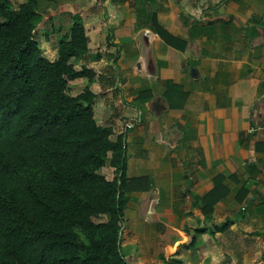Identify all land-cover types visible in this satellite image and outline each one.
Wrapping results in <instances>:
<instances>
[{"label": "crops", "instance_id": "crops-1", "mask_svg": "<svg viewBox=\"0 0 264 264\" xmlns=\"http://www.w3.org/2000/svg\"><path fill=\"white\" fill-rule=\"evenodd\" d=\"M85 1L74 5L89 50L75 60L96 78L75 81L98 95V123L112 126L113 138L124 135L128 262L161 264L164 251L194 264L209 255L210 237L222 238L218 252L256 257L264 241V0ZM105 167L113 179L115 167ZM219 173L230 193L209 220L196 196ZM227 218L229 230L198 236L197 254L180 246L191 239L185 230Z\"/></svg>", "mask_w": 264, "mask_h": 264}, {"label": "trees", "instance_id": "trees-1", "mask_svg": "<svg viewBox=\"0 0 264 264\" xmlns=\"http://www.w3.org/2000/svg\"><path fill=\"white\" fill-rule=\"evenodd\" d=\"M13 1L0 0V264H130L121 249L125 186L132 180L124 135L113 138L112 126L98 123V95L89 85L70 91V81L96 78L92 67L74 64L89 50L82 16L72 11L70 30L50 59L36 36L43 20L37 0L18 7ZM152 21L169 41L155 14ZM107 164L115 167L113 179L101 172ZM225 179L216 174L214 187L196 196L209 220L230 193ZM247 194L242 187L237 200ZM233 223L187 229L191 239L180 246L197 249L199 235L225 232ZM175 254L162 258L183 264Z\"/></svg>", "mask_w": 264, "mask_h": 264}, {"label": "rangeland", "instance_id": "rangeland-1", "mask_svg": "<svg viewBox=\"0 0 264 264\" xmlns=\"http://www.w3.org/2000/svg\"><path fill=\"white\" fill-rule=\"evenodd\" d=\"M25 0H14L15 6L18 7L20 3H22ZM79 0H37L38 2V9L43 14V20L39 23L36 36L40 42V46L42 47L45 56H47L50 59H53L55 56V51L57 54V47H58V41L60 37L65 35L69 32L70 26L72 23L71 20V13L72 11L77 10L78 8L74 6V3ZM91 0H87L84 2V5L87 6L90 4ZM103 1V0H102ZM83 5V6H84ZM79 10V9H78ZM58 56V55H57ZM77 61L74 60V64L76 66ZM82 82H79V80L70 81V91L72 94H77L80 92V88H78L79 85H81ZM78 84V85H77ZM109 166V164H108ZM108 168L105 167L103 170L104 175H108ZM111 169V168H110ZM112 171V170H110ZM116 176V173H115ZM114 176V177H115ZM126 217L128 218L129 215L127 213ZM108 217L106 215L102 216L99 220H106ZM126 222L123 225L122 230L126 227ZM121 237L125 239V230L121 234ZM220 240L222 238L217 239L210 237L209 240L205 241L204 244L206 248L208 247L209 255H203L204 257L196 258L195 256L190 259L194 264H264V241H256L257 248L259 249V254L256 257L251 258H240L239 256H236L235 253L230 250H225V253L218 252L217 245L220 243ZM215 248L213 252V248ZM122 252L124 255H127L130 253V245L129 246H123L121 247ZM199 249V247L197 248ZM201 251V248H200ZM194 254H197L198 252H193ZM192 253V254H193ZM163 255H165V252H162ZM171 255L172 252H169ZM191 254V255H192ZM208 257V258H207ZM157 261L161 264H165L164 260L159 257H157Z\"/></svg>", "mask_w": 264, "mask_h": 264}, {"label": "water", "instance_id": "water-1", "mask_svg": "<svg viewBox=\"0 0 264 264\" xmlns=\"http://www.w3.org/2000/svg\"><path fill=\"white\" fill-rule=\"evenodd\" d=\"M121 234H122V231H121Z\"/></svg>", "mask_w": 264, "mask_h": 264}]
</instances>
